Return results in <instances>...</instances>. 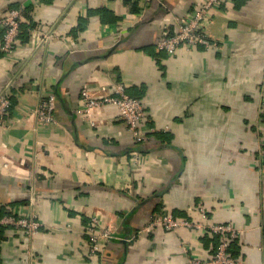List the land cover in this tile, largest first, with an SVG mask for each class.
<instances>
[{
    "label": "crops",
    "instance_id": "obj_1",
    "mask_svg": "<svg viewBox=\"0 0 264 264\" xmlns=\"http://www.w3.org/2000/svg\"><path fill=\"white\" fill-rule=\"evenodd\" d=\"M204 0H0L23 7L12 56L0 52V214L34 213L29 236L0 229V264H192L219 238L158 225L164 211L240 233L238 264H264V0H226L206 32L221 48L158 47L164 28ZM122 83L147 115L139 141L115 104L80 114L82 89ZM57 121L31 112L50 92ZM208 210L205 216L200 207ZM115 233L89 254L92 216Z\"/></svg>",
    "mask_w": 264,
    "mask_h": 264
},
{
    "label": "built area",
    "instance_id": "obj_2",
    "mask_svg": "<svg viewBox=\"0 0 264 264\" xmlns=\"http://www.w3.org/2000/svg\"><path fill=\"white\" fill-rule=\"evenodd\" d=\"M131 2H140L144 8L149 6L154 0H130ZM226 0H204L200 6L193 11L186 12L183 16L176 18V26L173 32L166 27L158 38L157 45L161 49L169 52H175L179 47L195 49L221 48V42L213 39L207 32L206 27L212 19L213 10L220 7ZM25 19L23 7H13L7 13L0 14V52L12 56L17 49L21 33V24ZM82 104L78 109L80 114L90 117L92 111L104 107L108 104H115L120 109L121 117L126 121L129 129L137 140L147 139L148 130L142 128L140 123L146 117L147 111L139 98L128 94L125 85L118 83L114 85V90L108 93L95 95L89 87L82 89ZM13 106V99L10 94L0 95V124L7 122L10 109ZM57 97L55 92H50L41 99L31 112L35 114L40 122L52 123L57 121L56 117ZM200 212L208 215L206 207L201 206ZM14 226L26 231L29 236H34L41 229L42 223L34 213L28 215H16L14 213L0 214V228L3 226ZM158 225H164L168 229H174L181 226L204 229L219 238V243L214 254L202 260L201 258H192V264H238V260L232 255V242L240 233L235 224L228 223H207L204 220H191L187 217H178L170 211L153 216L147 229H152ZM91 256H98L106 251L108 244L115 233L107 225L103 224L99 214L92 216V224L89 228Z\"/></svg>",
    "mask_w": 264,
    "mask_h": 264
},
{
    "label": "trees",
    "instance_id": "obj_3",
    "mask_svg": "<svg viewBox=\"0 0 264 264\" xmlns=\"http://www.w3.org/2000/svg\"><path fill=\"white\" fill-rule=\"evenodd\" d=\"M129 1H130V0H129ZM22 28H23V26H22V24H21V33H22ZM21 33H20V36H21ZM127 92H128V91H127ZM128 94L131 95V96H133V97H136L135 95H132V94H130L129 92H128ZM136 98H138V97H136ZM1 215H2V214H1ZM3 227H4V226H3ZM1 228H2V227H1ZM1 228H0V229H1Z\"/></svg>",
    "mask_w": 264,
    "mask_h": 264
}]
</instances>
